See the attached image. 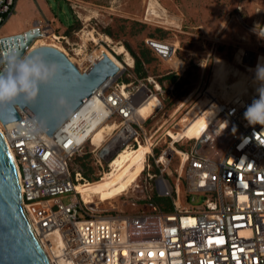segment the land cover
<instances>
[{
	"label": "built area",
	"instance_id": "obj_1",
	"mask_svg": "<svg viewBox=\"0 0 264 264\" xmlns=\"http://www.w3.org/2000/svg\"><path fill=\"white\" fill-rule=\"evenodd\" d=\"M13 1L0 0V25ZM254 12L260 15L253 23L255 47L264 49V8H254ZM35 27L37 37L48 34L46 24ZM148 39L144 42L164 59ZM31 43L24 53L32 48ZM175 50L173 46V55ZM243 51L240 61L255 66L258 52ZM177 62L179 66L167 65L176 78L186 68L184 62ZM132 66L131 57L130 64L117 66L115 75L51 135L39 129L27 108L17 109L18 120L0 123V137L14 167L21 213L47 263L264 264V126L249 125L243 117L258 93L243 103L231 98L220 104L197 136L187 137L185 131L177 138L166 131L159 133L144 153L139 172L142 183L134 185L141 187L140 196L129 188L116 196L121 198L120 207L111 204L115 199L105 206L80 198L74 185L86 179L78 167H70L75 156H88L91 168H96L94 176L100 178L112 169L119 152L144 144L146 136L164 122H169L166 128L175 135L182 128L176 119L171 122L178 103L167 119L144 129L146 120L160 110L162 97L172 91V84L152 75L120 81L123 74L129 77ZM3 67L0 50V70ZM153 95L158 104L142 117L138 111ZM95 118L100 119L97 125H112L96 143L92 136L97 129L84 135L83 128ZM195 120H183L185 130ZM225 121L227 126L221 130ZM184 140L190 142L186 149L176 146ZM160 141L164 145L156 147ZM174 157L176 166L170 170ZM152 195L167 198L170 209H160L151 201ZM65 196L69 201L63 204Z\"/></svg>",
	"mask_w": 264,
	"mask_h": 264
},
{
	"label": "rangeland",
	"instance_id": "obj_2",
	"mask_svg": "<svg viewBox=\"0 0 264 264\" xmlns=\"http://www.w3.org/2000/svg\"><path fill=\"white\" fill-rule=\"evenodd\" d=\"M46 1L58 23L61 26L71 24L72 29L65 34V31L56 32V27L50 28L47 33L55 34L54 39L51 36L36 39L41 38L39 44L44 43L43 45L62 52L71 63L78 67V70L86 66L84 64L86 57L91 59V54L101 46L122 66L125 63L130 64V57L144 62L145 66L138 72L130 69L129 77L123 74L121 78L124 81L127 80L124 78L134 79L141 75L158 77L167 72V65H174L173 59L184 62L186 69L179 77L177 88H174L175 92L164 96L168 97L166 99L170 101V104L165 103L162 110L160 109L154 117L146 120L143 125L145 130L153 127L155 122L159 125L167 119L178 103L180 104L173 112L171 122L180 116L182 119L186 113V117L187 115L192 117L194 112L190 110L188 100L198 90L205 91L206 97L201 99L195 112H198L200 108H204L202 111L204 112L210 109L212 102L217 98L220 101H228L235 95L233 98L240 99L243 103L245 99L253 97V94L257 93L256 89L260 87L252 74L256 73L258 65H264V53L260 48L255 47L253 23H256L260 17L254 12V8L263 9L264 0H153L154 10L151 12L147 10L149 0ZM10 25L13 26L11 18L9 22L1 23L0 29L5 31ZM89 34L96 38V42L90 39ZM104 35L111 38L110 43L101 40V36ZM145 38L153 39H148L147 42L164 59L159 60L154 57L151 50L145 48L143 42ZM116 44L123 49L122 53H116ZM262 44L264 45V40ZM172 45L176 48L174 55ZM243 50L258 52L255 66L254 64L248 66L240 61ZM209 64L212 78L205 82L203 78L209 70ZM186 91H189V94L183 96ZM181 100H183L182 103ZM187 108L190 111L183 113ZM148 112L140 113V115L144 117ZM179 121L176 124L181 125ZM168 123L164 122L155 133L158 130H169L166 128ZM155 133L148 137V139L152 138V142L157 137ZM172 133L170 131L169 135L173 138L180 135L175 136ZM185 135L194 136L193 132H185ZM189 143L188 140H184L176 146L186 149ZM161 145L164 144L160 141L156 147ZM140 156L141 154L132 158L134 163L140 160ZM77 158L79 156L71 160V168L78 167ZM175 166L174 157L168 167L173 170ZM142 168L143 163L135 167L139 172ZM123 171L120 169V179ZM94 173L96 168L93 166L91 177ZM138 174L136 170L130 169L117 187H114L116 196L126 192L130 187L134 195L140 196L141 187L135 188L134 185L142 183L143 173L139 176ZM110 181L114 185V181ZM68 201V196L61 199L63 204ZM111 204L120 207L121 198H115ZM77 216L81 217V214L78 212Z\"/></svg>",
	"mask_w": 264,
	"mask_h": 264
},
{
	"label": "water",
	"instance_id": "obj_3",
	"mask_svg": "<svg viewBox=\"0 0 264 264\" xmlns=\"http://www.w3.org/2000/svg\"><path fill=\"white\" fill-rule=\"evenodd\" d=\"M39 36L33 26L22 33L0 38V50L7 66V57L39 55L46 62L58 65L56 75L39 85L32 100L23 95L0 104V123L18 120L17 109L27 108L34 121L46 135H51L108 77L117 72V66L105 55L80 71L57 49L41 45L24 53V49ZM62 101V103H61ZM0 264H48L41 249L31 235L19 205L18 187L14 167L0 137Z\"/></svg>",
	"mask_w": 264,
	"mask_h": 264
},
{
	"label": "bare ground",
	"instance_id": "obj_4",
	"mask_svg": "<svg viewBox=\"0 0 264 264\" xmlns=\"http://www.w3.org/2000/svg\"><path fill=\"white\" fill-rule=\"evenodd\" d=\"M154 3L155 2H153V0H149L148 4H147V10H150V12L152 10H154ZM163 20H165V19H163ZM166 22H168V21H166ZM172 22H173V20H172ZM168 24H169V22H168ZM170 24H171V22H170ZM89 35H90V39L92 41L96 42V38H94V36H92L91 34H89ZM45 36L46 37L51 36V37H53V39L55 38V34H49V35L47 34V35H45L43 33L42 37H45ZM110 39L106 35L101 36V40H103L104 42L110 43L111 42ZM39 41H41V38L33 40V42L31 43L32 44L31 47L33 48V47L41 46V45L44 44V43L39 44ZM115 50H116V53H119V54L122 53V51H123V49L120 47V45H117V44L115 45ZM101 54H105L116 66L118 65L119 68L122 66L102 46L97 51H95V52H93L91 54V56H90L91 59H87V57H86L84 64L87 65L88 63H91V62L97 60L101 56ZM172 63H174V65H176V66H179V62H177L174 59H173ZM78 64L80 66V63H78ZM211 65H212V63H211ZM211 65L209 64V67H208L209 70H208V72L205 74V76L203 78V80L205 82L209 81V79L212 78V70H210ZM246 65L253 66V64H246ZM248 82H246V84H248ZM205 93L206 92L203 91V90H198L194 95H191L189 97L188 103L190 105V110L194 112L192 117L196 118L194 126L185 130V127H184V124H182V121L185 120L184 118L188 119V118L191 117L190 115H187V117H186V114H187L186 113L183 116L182 119H181V116L176 119L177 121H179L181 119L179 122L181 123L183 129L182 128L178 129L177 130V134L175 135L174 133H172V135L178 136L183 131H185V132H191V133L193 132V135L197 136L202 131L203 127H205L206 124H208L215 117L216 111H217V108H219V105L224 103V102H226V101H220L219 98H217L216 101L212 102V105H211L210 109L205 110L204 112H202L204 108H200V110L198 112H195V109H196L197 106H199V102L201 101V99L203 97H206ZM157 104H158V99L156 98L155 95H153V96L150 97L148 102L139 109L138 113L140 114V113H143V112H148L152 107H154ZM187 110H188V108L183 113H185ZM190 110H188V111H190ZM99 122H100V119H98V118L97 119L96 118L95 119H91L90 122H89L90 124H85L84 127H83L84 128V135L89 133L90 131H92L94 128L97 129L94 132L93 136H92V141L94 143H96L98 141L99 135L105 129H107L106 132H108L112 128V125H110L109 123L102 124L101 126L97 125ZM160 131L161 130H158V132L155 133V135L157 136L159 133L162 132V131L161 132ZM170 131L171 130H167L166 132L169 134ZM187 137H190V136H187ZM152 144H153L152 138L148 139V137L146 136L144 144L139 143L136 148L124 149L123 151L119 152V154L113 159V161L111 163L112 169L109 172L104 173L100 178H98V179H96L94 181H86L85 180L83 182H79V183L74 185V189L77 192L80 193V198L85 203L103 204V205L107 206L108 204H110L116 198V194L114 193V189L117 187L118 183L123 179V177H125V174H127V172L130 169L136 170V173L138 174L139 171H137L138 169H135V167H138L139 164L143 163L144 158H145L144 153L150 151V147H151ZM171 147L174 150H177V148H175L173 146H171ZM139 154H141L140 160H138L136 163H134L132 158L134 156L137 157ZM127 162H129L128 165H126ZM120 169L124 170L123 173H122V178L121 179L119 178ZM109 180L114 181V185H113V183L111 181L109 182Z\"/></svg>",
	"mask_w": 264,
	"mask_h": 264
},
{
	"label": "clouds",
	"instance_id": "obj_5",
	"mask_svg": "<svg viewBox=\"0 0 264 264\" xmlns=\"http://www.w3.org/2000/svg\"><path fill=\"white\" fill-rule=\"evenodd\" d=\"M57 71L56 63L46 62L39 55L8 56L6 68L0 71V104L10 102L20 95L27 100L34 99L39 85L47 83ZM255 78L261 82L260 87L256 89L258 98H254L246 107L243 117L249 125L264 126V66H257ZM226 126L225 121L221 130ZM232 131L235 133V126Z\"/></svg>",
	"mask_w": 264,
	"mask_h": 264
},
{
	"label": "crops",
	"instance_id": "obj_6",
	"mask_svg": "<svg viewBox=\"0 0 264 264\" xmlns=\"http://www.w3.org/2000/svg\"><path fill=\"white\" fill-rule=\"evenodd\" d=\"M10 18L13 26L10 25L9 29L5 31L0 29V37L19 34L33 26L42 24L48 26L47 30L56 27L58 33L63 32L66 28L54 18L46 0H14L10 13L3 22H9Z\"/></svg>",
	"mask_w": 264,
	"mask_h": 264
},
{
	"label": "trees",
	"instance_id": "obj_7",
	"mask_svg": "<svg viewBox=\"0 0 264 264\" xmlns=\"http://www.w3.org/2000/svg\"><path fill=\"white\" fill-rule=\"evenodd\" d=\"M5 17H6V15L3 16L1 23L4 21ZM70 29H72V25L71 24H69L68 26H66V28L64 30L65 31V34L68 33V31ZM149 39H151V38H149ZM144 46H145L146 49L151 50L153 52L154 57H156L159 60H161L158 56H156V54L154 53V51L145 42H144ZM261 50L264 53V49H261ZM143 66H145V64H144V62L141 59L134 58V60H133V66H132L131 70L134 69V71L138 72ZM166 68H167V72L166 73L161 74L158 77H156V76L155 77H156V79L159 82H164V83L172 84V91L171 92H175L174 88L175 89L177 88L179 77L176 78V76L172 72H169V69H168L167 66H166ZM144 76L141 75L140 77H144ZM124 79H127L126 81H128L129 78H124ZM120 81L126 82V81L122 80V78H120ZM188 92L189 91H186L185 93H183V96H185L186 94H188ZM168 93L169 92H166L165 94L168 95ZM164 96L161 99V108H160L161 110H162V107L165 106L164 105L165 103L167 105L170 104V101H168L166 99L167 96L166 97H164ZM77 162L79 164L78 165V168L80 169L82 176L87 181H94V180L98 179L96 176L91 177V175H90V173H91V166L89 164L88 156H86V155L79 156V158H77ZM151 201L153 203L157 204L160 209H163V210H169L170 209L169 208V202H168V199L167 198L157 197L155 195H152L151 196Z\"/></svg>",
	"mask_w": 264,
	"mask_h": 264
}]
</instances>
